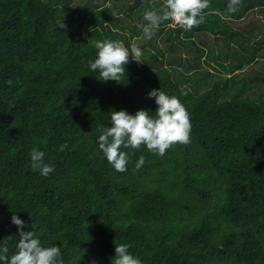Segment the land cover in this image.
Returning <instances> with one entry per match:
<instances>
[{
    "label": "trees",
    "instance_id": "16d2710c",
    "mask_svg": "<svg viewBox=\"0 0 264 264\" xmlns=\"http://www.w3.org/2000/svg\"><path fill=\"white\" fill-rule=\"evenodd\" d=\"M164 3L0 0V241L9 255L17 215L45 247H61L64 264H112L121 243L142 264H264V0H238L234 13L230 0H209L191 31L164 21L148 40L143 14ZM107 40L144 50L121 84L89 70L95 43ZM159 88L186 107L190 142L164 156L122 149L129 164L117 172L99 149L100 127L111 126V111L155 113L147 96ZM33 147L54 165L48 177L32 171Z\"/></svg>",
    "mask_w": 264,
    "mask_h": 264
},
{
    "label": "clouds",
    "instance_id": "9594fccd",
    "mask_svg": "<svg viewBox=\"0 0 264 264\" xmlns=\"http://www.w3.org/2000/svg\"><path fill=\"white\" fill-rule=\"evenodd\" d=\"M238 0H230L228 12L237 10ZM209 8V0H165L161 11L150 10L143 14L139 27L144 37L152 39L164 21H170L169 27H179L191 31L203 22V12ZM64 27V25H60ZM95 58L89 61V70L98 73L102 82L115 81L118 84L126 79V66L131 60L140 63L144 50L136 44L130 49L117 41H97ZM148 99L154 100L155 113L139 110L129 114L125 110L111 111L108 117L110 127L101 126L98 136L99 149L103 158L117 172L127 171L129 153L122 149H146L150 153L164 156L175 144L190 142L191 123L189 113L175 95H169L159 89L148 93ZM30 166L33 172L48 177L55 171L54 165L46 162L45 151L33 147L30 151ZM145 163L139 156L135 167L139 170ZM17 227L19 241L15 251L9 255L7 240L0 241V264H64L61 247H45L35 233L25 232L24 221L17 215L12 216ZM130 245L121 243L115 247L112 264H142L140 258L130 252Z\"/></svg>",
    "mask_w": 264,
    "mask_h": 264
},
{
    "label": "crops",
    "instance_id": "0c3cea01",
    "mask_svg": "<svg viewBox=\"0 0 264 264\" xmlns=\"http://www.w3.org/2000/svg\"><path fill=\"white\" fill-rule=\"evenodd\" d=\"M200 25V24H199ZM204 25H207L206 23H204ZM196 27V26H195ZM173 28V27H172ZM190 39H192L194 42L196 41V37H192V38H190ZM190 48H191V46H189ZM190 51V50H189ZM190 53V52H189Z\"/></svg>",
    "mask_w": 264,
    "mask_h": 264
},
{
    "label": "rangeland",
    "instance_id": "374dc122",
    "mask_svg": "<svg viewBox=\"0 0 264 264\" xmlns=\"http://www.w3.org/2000/svg\"><path fill=\"white\" fill-rule=\"evenodd\" d=\"M189 50H190V47L187 46V47H186V50H185L184 53H185V54H186V53H189V52H190Z\"/></svg>",
    "mask_w": 264,
    "mask_h": 264
}]
</instances>
